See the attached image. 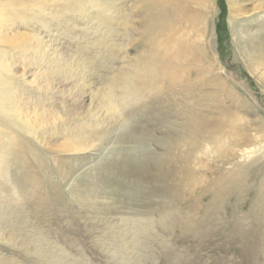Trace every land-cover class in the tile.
<instances>
[{
  "label": "rangeland",
  "instance_id": "rangeland-1",
  "mask_svg": "<svg viewBox=\"0 0 264 264\" xmlns=\"http://www.w3.org/2000/svg\"><path fill=\"white\" fill-rule=\"evenodd\" d=\"M184 1L200 60L150 84L144 0H0V264H264V0Z\"/></svg>",
  "mask_w": 264,
  "mask_h": 264
},
{
  "label": "bare ground",
  "instance_id": "bare-ground-1",
  "mask_svg": "<svg viewBox=\"0 0 264 264\" xmlns=\"http://www.w3.org/2000/svg\"><path fill=\"white\" fill-rule=\"evenodd\" d=\"M144 1H145V7L147 9L146 10L147 12L145 13L148 15V19L146 18L147 19L146 22L149 21L150 19L152 20L158 19L161 15H165L170 18L167 21H162V22L160 21L159 23H157L156 21L154 22L156 24L153 26L154 27L153 31L152 32L150 31L151 37L148 38V41L146 43L147 51L149 52L150 55L149 56L150 58L147 60L148 63L146 66L147 73L150 72L148 73L150 84H154V81L157 78H163V80H166L165 82L168 81L173 82L176 76L175 72L176 73L181 72V74L183 75V70H185V68H179V67L183 66L184 64H187L188 61H190L189 62L190 64L191 63L196 64L200 60L198 54L199 52L198 47L195 46L193 40L187 38L186 35L183 32H181V28L185 24L191 23V25H193V28L196 27L194 28L196 32V36L197 37L203 36L206 28L205 18L199 17L197 13H195L194 15H190L191 14L190 12L192 10L190 11L188 8L189 1L188 2H185L184 0H144ZM148 7L150 8V10H148ZM178 15H180L183 18L181 17L176 18ZM248 40H250L251 43L248 49H244V52L246 54H251L248 61H250L251 64L253 63V67H255L259 65L258 64L259 59H264V48L262 45H260V42H254L253 39L252 40L249 39L248 36H245L243 39L244 42H249ZM1 68L3 69V65L1 66ZM122 78L125 83L128 82V84H125V86L130 84L129 78L125 77L124 75H122ZM188 82H186L187 86L190 85L192 87H195L196 83H194V81L188 80ZM204 86H205L204 83L198 84V87H204ZM111 94L112 91L108 87V89L105 91L104 94V100L108 102L110 109L113 108L114 106L116 107V105H114L115 100L112 101ZM124 97L125 95L122 98L124 99ZM222 110L224 116L230 118V120L235 122L241 120V117L239 115H236V113H233L226 108H222ZM118 123H120L119 128L121 129L119 133L122 136L123 135L127 136L129 141L130 140L133 141V139L134 140L138 139V136H140V134L138 133L136 135L137 132L133 127L129 128V126L123 123V120L118 121ZM205 128L206 126L203 123L196 125L195 126L196 135L200 136L198 134L203 133ZM217 132L220 138L219 139L217 138L215 144H220L221 143L220 139L228 135H229L228 139L230 140L231 134H234V132H231L230 129H226V130L219 129V131ZM81 142H82L81 138H77V140L68 139L66 140L65 143H63V146L65 150L68 151L76 150L77 147L81 144ZM134 168L135 169L133 171L136 172L141 170L143 171L142 174L137 172L136 177L146 176V172H144V169L141 167V165H136ZM164 176L165 174L159 172L157 173L154 179L159 180V178H161L160 180H162Z\"/></svg>",
  "mask_w": 264,
  "mask_h": 264
}]
</instances>
